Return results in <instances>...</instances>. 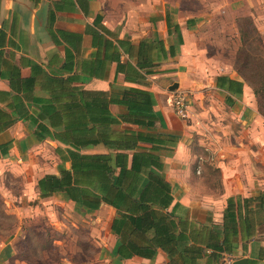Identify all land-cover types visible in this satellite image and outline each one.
Here are the masks:
<instances>
[{
  "label": "crops",
  "instance_id": "0c3cea01",
  "mask_svg": "<svg viewBox=\"0 0 264 264\" xmlns=\"http://www.w3.org/2000/svg\"><path fill=\"white\" fill-rule=\"evenodd\" d=\"M243 19L249 20L264 47V0H0V163L17 167L19 196L31 193L39 198L37 180L45 174H58L56 170L46 171L34 179L30 183L32 192L21 186L33 177L23 170L33 164L38 148L50 143L62 149V159L65 156L59 142L48 137L36 139L30 118L34 116L36 98L48 94L42 88L46 76L69 75L74 77L73 85L106 91L114 99H120L126 87L152 94L153 110L158 116L155 126L122 121L119 128L149 130L176 139L170 152H159L164 167L158 173L172 184L174 202L187 208L190 217L202 220L209 214L213 222L220 223L228 197L264 192L261 172L260 176L237 174L227 178L223 171V192L218 195L203 194L193 184L198 176L191 145L200 134L207 137L217 168L225 166L226 147L252 148L247 166L262 161L264 116L258 111L251 85L236 65L237 51L243 47ZM37 66L45 76L34 74ZM136 73L141 78L135 79ZM33 76L31 92L17 91V82ZM174 83L190 94L194 92V97L211 99L212 114L205 107L197 112L189 105V118H178L169 94ZM108 110L118 119L127 113L125 106L116 103H110ZM204 115L212 121L205 123L208 130H202ZM87 151L104 148L97 145ZM206 168L207 175L211 170L209 165ZM47 198L55 204L74 206L62 193L39 200ZM202 211L205 213L200 217ZM90 212L99 214L101 222L110 226L114 215L111 206L101 204ZM112 236L115 242L116 236ZM13 248L12 242L0 246V264L18 263ZM112 258L113 264L166 262L161 250L153 259ZM237 258H245L249 264H264V219L245 251L241 243L238 245Z\"/></svg>",
  "mask_w": 264,
  "mask_h": 264
},
{
  "label": "trees",
  "instance_id": "16d2710c",
  "mask_svg": "<svg viewBox=\"0 0 264 264\" xmlns=\"http://www.w3.org/2000/svg\"><path fill=\"white\" fill-rule=\"evenodd\" d=\"M244 21L250 26L248 19ZM249 36L245 28L243 45ZM254 41L257 52L246 49L247 63L238 69L251 85L258 111L264 116V47L259 36ZM137 65L142 68L140 61ZM34 74H42L39 66ZM33 78L17 82V91L31 92ZM73 80L72 75L46 76L42 88L48 94L35 100L30 120L35 124L36 139L59 142L65 150L63 160L68 162L59 167L58 174H45L37 180L39 198L62 193L80 213L97 210L101 204L111 206L114 215L109 230L116 236L111 253L121 259H153L161 250L165 264H225V257L235 259L240 243L245 251L264 219V192L228 197L220 223L213 222L209 214L202 220L190 217L187 208L174 202L172 184L158 173L164 167L159 152H170L176 139L149 130L119 128L122 121L155 126L158 116L152 94L126 87L122 97L114 99L106 91L73 85ZM10 86L15 88V84ZM110 103L127 108L121 120L109 112ZM97 145L104 151H87Z\"/></svg>",
  "mask_w": 264,
  "mask_h": 264
},
{
  "label": "rangeland",
  "instance_id": "374dc122",
  "mask_svg": "<svg viewBox=\"0 0 264 264\" xmlns=\"http://www.w3.org/2000/svg\"><path fill=\"white\" fill-rule=\"evenodd\" d=\"M241 23L246 25L245 28L250 32V36L243 47L237 51L236 65L238 68H244L242 64L247 63L244 59L246 49L250 50L249 53L257 52L254 32L244 19ZM180 89L188 92L191 109L194 108L199 112L196 109L205 107L212 114L209 107V104L212 103L211 99L207 100L205 97H196V95L194 97V92L190 94L188 90L182 87ZM201 118L204 121L202 130H208L205 123L212 122L209 115H204ZM218 134H221L220 131ZM193 142L194 144L191 146L196 159L193 166L194 172L198 176L193 184L203 194L218 195L223 192L221 182V177H224L223 171L227 178H233L237 174L239 176L242 174L260 176V172L264 174V152L260 157L262 161L257 162L256 166H247L249 149L252 148L226 147L223 150L226 152L225 166L217 168V163H214L211 158L214 152L208 149L207 137L200 134ZM63 153L61 148H56L50 143L38 148L33 157V164H27L23 170L28 177L31 175L33 177H30V180L28 179L26 184L23 183L21 186L31 191L30 183H33L34 179L46 171H58L60 166L65 165L62 159ZM198 165L200 173H196ZM208 165L211 172L206 175L204 168ZM208 176L214 177L211 179ZM19 185L17 167H11V164L1 162L0 246L7 242L14 244L13 251L16 252V256L18 254V263L15 262V264L114 263L111 251L115 245V238L112 236L108 224L101 222L99 214L90 211L80 213L75 210L72 203L55 204L52 198L39 200V198L30 196L31 193L19 196ZM17 207L20 209L17 210ZM211 212L215 213V211ZM204 213L200 212L199 216H203Z\"/></svg>",
  "mask_w": 264,
  "mask_h": 264
},
{
  "label": "built area",
  "instance_id": "2783aa9c",
  "mask_svg": "<svg viewBox=\"0 0 264 264\" xmlns=\"http://www.w3.org/2000/svg\"><path fill=\"white\" fill-rule=\"evenodd\" d=\"M170 100L175 115L181 120H186L189 118V102H188V92L181 90L180 88H175L170 91ZM196 173H200V166L196 168ZM226 263L230 264L232 258L230 256L226 257Z\"/></svg>",
  "mask_w": 264,
  "mask_h": 264
},
{
  "label": "water",
  "instance_id": "95a60500",
  "mask_svg": "<svg viewBox=\"0 0 264 264\" xmlns=\"http://www.w3.org/2000/svg\"><path fill=\"white\" fill-rule=\"evenodd\" d=\"M177 86V83H174L172 86H170V90H174L175 88H177ZM230 264H249V262L245 258H237Z\"/></svg>",
  "mask_w": 264,
  "mask_h": 264
}]
</instances>
